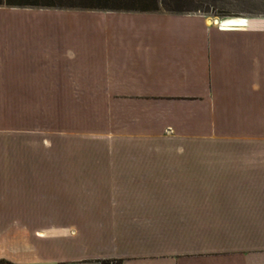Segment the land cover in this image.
Segmentation results:
<instances>
[{
    "label": "crops",
    "instance_id": "crops-1",
    "mask_svg": "<svg viewBox=\"0 0 264 264\" xmlns=\"http://www.w3.org/2000/svg\"><path fill=\"white\" fill-rule=\"evenodd\" d=\"M222 26L0 7V259L264 264V18Z\"/></svg>",
    "mask_w": 264,
    "mask_h": 264
},
{
    "label": "rangeland",
    "instance_id": "rangeland-1",
    "mask_svg": "<svg viewBox=\"0 0 264 264\" xmlns=\"http://www.w3.org/2000/svg\"><path fill=\"white\" fill-rule=\"evenodd\" d=\"M166 4L160 3L158 11L168 12L179 8L181 13L200 14L206 19L219 18L220 20L238 16L247 18L252 24L264 18V0H205L202 5H199V10L190 7L188 3L176 4L173 0H166ZM4 119L32 121V98H6Z\"/></svg>",
    "mask_w": 264,
    "mask_h": 264
},
{
    "label": "trees",
    "instance_id": "trees-1",
    "mask_svg": "<svg viewBox=\"0 0 264 264\" xmlns=\"http://www.w3.org/2000/svg\"><path fill=\"white\" fill-rule=\"evenodd\" d=\"M174 3H188L190 7L199 10L205 0H173ZM160 3L166 0H0V7L9 8H44V9H78V10H105V11H140L153 12L159 10ZM173 13H181V9H171ZM0 264H12L10 261L0 259ZM102 264H112L109 260ZM115 264H120L116 262Z\"/></svg>",
    "mask_w": 264,
    "mask_h": 264
},
{
    "label": "bare ground",
    "instance_id": "bare-ground-1",
    "mask_svg": "<svg viewBox=\"0 0 264 264\" xmlns=\"http://www.w3.org/2000/svg\"><path fill=\"white\" fill-rule=\"evenodd\" d=\"M216 22L214 18L212 20H208V22ZM246 22L245 17H227L225 19H218L216 23H221L222 27H234L236 25H243Z\"/></svg>",
    "mask_w": 264,
    "mask_h": 264
},
{
    "label": "water",
    "instance_id": "water-1",
    "mask_svg": "<svg viewBox=\"0 0 264 264\" xmlns=\"http://www.w3.org/2000/svg\"><path fill=\"white\" fill-rule=\"evenodd\" d=\"M214 19L217 22L219 18H214ZM207 20H212V18H208Z\"/></svg>",
    "mask_w": 264,
    "mask_h": 264
}]
</instances>
